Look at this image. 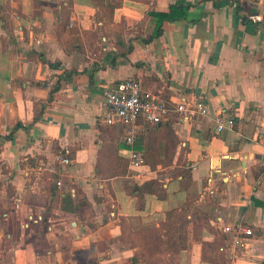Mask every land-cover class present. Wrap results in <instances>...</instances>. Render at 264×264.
I'll return each instance as SVG.
<instances>
[{
	"label": "crops",
	"instance_id": "obj_1",
	"mask_svg": "<svg viewBox=\"0 0 264 264\" xmlns=\"http://www.w3.org/2000/svg\"><path fill=\"white\" fill-rule=\"evenodd\" d=\"M172 6L186 17L153 37L150 13ZM260 11L0 0V264H264V21H249ZM126 79L208 110L138 121L139 168L103 121L106 90ZM221 112L233 127L216 132ZM238 223L254 236L237 252L220 228Z\"/></svg>",
	"mask_w": 264,
	"mask_h": 264
},
{
	"label": "built area",
	"instance_id": "obj_2",
	"mask_svg": "<svg viewBox=\"0 0 264 264\" xmlns=\"http://www.w3.org/2000/svg\"><path fill=\"white\" fill-rule=\"evenodd\" d=\"M261 7L259 13L249 16L251 23L264 21V0H252ZM104 109L106 125L118 124L124 131L123 142L129 146L130 166L139 168L144 164L143 155L133 149L138 136V121L143 120L147 124L156 125L166 121L170 116L177 115L183 119H192L197 116L208 114L207 107L200 100L191 101L180 99L177 103L169 104L158 96L142 88L139 80L126 79L110 86L104 94ZM233 120L226 119L221 112L216 118V132L232 128ZM58 165L68 166L70 160L67 157L59 156ZM55 172L54 167L49 168ZM42 220L36 217L34 222ZM221 233L225 235L229 248L233 251H244L247 249L248 241L254 236V230L242 223L235 225H223Z\"/></svg>",
	"mask_w": 264,
	"mask_h": 264
},
{
	"label": "trees",
	"instance_id": "obj_3",
	"mask_svg": "<svg viewBox=\"0 0 264 264\" xmlns=\"http://www.w3.org/2000/svg\"><path fill=\"white\" fill-rule=\"evenodd\" d=\"M186 14L187 8L183 6H172L167 12L150 13V16L152 17L153 22L155 24L153 37H157L159 36V34H161V25L164 21H174L183 19L186 17Z\"/></svg>",
	"mask_w": 264,
	"mask_h": 264
},
{
	"label": "rangeland",
	"instance_id": "obj_4",
	"mask_svg": "<svg viewBox=\"0 0 264 264\" xmlns=\"http://www.w3.org/2000/svg\"><path fill=\"white\" fill-rule=\"evenodd\" d=\"M191 206L193 207V205L191 204ZM214 218V217H213ZM212 218V219H213ZM204 248H206V249H209L210 250V247H208V246H204ZM213 248V247H212ZM158 251H159V249H157L156 247H151L150 248V252H151V255L152 256H155V255H157V253H158ZM5 264H7V263H5ZM8 264H10V263H8Z\"/></svg>",
	"mask_w": 264,
	"mask_h": 264
}]
</instances>
